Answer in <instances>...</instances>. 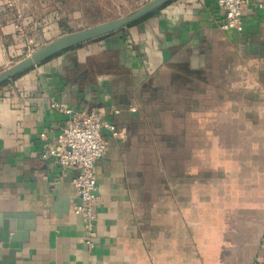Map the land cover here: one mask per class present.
<instances>
[{
  "label": "crops",
  "instance_id": "1",
  "mask_svg": "<svg viewBox=\"0 0 264 264\" xmlns=\"http://www.w3.org/2000/svg\"><path fill=\"white\" fill-rule=\"evenodd\" d=\"M223 17L216 0H170L0 85V216L32 215L26 235L0 233V264H264V226L245 222L264 212V0L241 33ZM26 41L0 24V66ZM52 101L102 108L119 132L102 131L91 250L77 169L41 157L66 120Z\"/></svg>",
  "mask_w": 264,
  "mask_h": 264
},
{
  "label": "built area",
  "instance_id": "2",
  "mask_svg": "<svg viewBox=\"0 0 264 264\" xmlns=\"http://www.w3.org/2000/svg\"><path fill=\"white\" fill-rule=\"evenodd\" d=\"M195 1L204 2V0ZM216 3L224 13L220 28L241 33L242 15L247 7V0H216ZM50 107L64 114L66 120L57 133L54 143L46 145L41 157L54 159L63 170L77 169L71 184L78 202L71 211L80 217L85 233L84 245L87 250H91L95 245L96 205L99 201L95 163L104 155L107 148L102 131L108 130L113 137H119V132L114 124L103 119L102 108L75 111L56 101H52ZM39 135L44 137L45 133Z\"/></svg>",
  "mask_w": 264,
  "mask_h": 264
},
{
  "label": "rangeland",
  "instance_id": "3",
  "mask_svg": "<svg viewBox=\"0 0 264 264\" xmlns=\"http://www.w3.org/2000/svg\"><path fill=\"white\" fill-rule=\"evenodd\" d=\"M148 1L0 0V24L14 20L20 30L23 31V34L27 36L26 48L13 54L8 62L1 65L0 72L11 66L19 58L62 34L82 30L100 22L125 16ZM54 23L59 26L56 32H52ZM247 151H251V149H247ZM249 182V180L245 181L247 184L244 185V191L247 189V185H250ZM255 211L250 220L247 216L245 217L246 225H250L258 214L260 231H262V226H264L262 225L264 224L262 201L258 213L257 210ZM216 230L212 228L213 235H216Z\"/></svg>",
  "mask_w": 264,
  "mask_h": 264
},
{
  "label": "water",
  "instance_id": "4",
  "mask_svg": "<svg viewBox=\"0 0 264 264\" xmlns=\"http://www.w3.org/2000/svg\"><path fill=\"white\" fill-rule=\"evenodd\" d=\"M168 1L170 0H149L125 16L100 22L82 30L62 34L36 48L1 71L0 84L9 81L27 69L72 46L115 32L143 18ZM29 217H32V215H28L27 213L9 212L2 214L0 216V233L3 238L5 239L7 236L12 238L10 234H14L17 238L20 235H26V232L31 229L32 222L28 223V221H24L23 219Z\"/></svg>",
  "mask_w": 264,
  "mask_h": 264
},
{
  "label": "trees",
  "instance_id": "5",
  "mask_svg": "<svg viewBox=\"0 0 264 264\" xmlns=\"http://www.w3.org/2000/svg\"><path fill=\"white\" fill-rule=\"evenodd\" d=\"M157 11V9L156 10H154L153 12H151V13H149V14H147L146 16H144L143 18H141V19H144V18H147V17H149V16H151L153 13H155ZM140 20V19H139ZM6 83V82H5ZM4 83H2V84H0V85H3Z\"/></svg>",
  "mask_w": 264,
  "mask_h": 264
}]
</instances>
